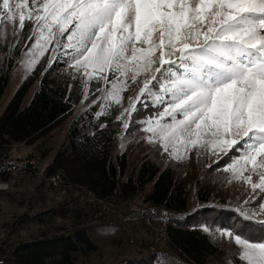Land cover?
Listing matches in <instances>:
<instances>
[{
    "label": "snow or ice",
    "instance_id": "obj_1",
    "mask_svg": "<svg viewBox=\"0 0 264 264\" xmlns=\"http://www.w3.org/2000/svg\"><path fill=\"white\" fill-rule=\"evenodd\" d=\"M6 24L25 36L26 66L33 50L43 56L54 44L53 60L64 57L86 88L110 86L96 88L106 97L129 74L133 82L148 74L117 117L123 127L133 113L164 105L142 123L165 151L210 136L223 155L237 153L225 171L239 169L264 192V0H0V33ZM241 215L245 222L225 232L241 260L264 264V203Z\"/></svg>",
    "mask_w": 264,
    "mask_h": 264
},
{
    "label": "trees",
    "instance_id": "obj_2",
    "mask_svg": "<svg viewBox=\"0 0 264 264\" xmlns=\"http://www.w3.org/2000/svg\"><path fill=\"white\" fill-rule=\"evenodd\" d=\"M9 35L8 44H0V99L12 64L26 50L25 43L20 42L25 40L23 34L18 39L11 30ZM26 43L31 47V42ZM67 65L64 57L57 60H53V56L48 60L43 57L19 83L0 113V159L10 157L15 144H35L66 120L78 105L84 82L77 77H60ZM92 83V89L99 87ZM97 109L94 105L85 113L87 117L81 116L70 124L44 175L48 178L59 174L64 186L71 191H81L93 202L139 196L144 209L142 221L152 219L153 215L162 219L159 234L166 249L157 247L111 264H209L210 257L247 264L233 251L224 256L210 233L201 230L204 225L208 229L231 230V226L244 223L237 209L239 203L217 204V195L200 190L196 183L186 189L180 162L166 159L158 147L144 154L127 173L126 153L112 154L123 123L109 113L96 117ZM140 115L133 113L131 120L137 121ZM49 153V150H41V158ZM229 156L233 157L231 153L225 157L229 159ZM226 159L220 156L210 164L218 169L227 163ZM85 205L94 209L93 220L99 219L96 214L101 208L95 206V209L91 202ZM71 212L73 219L69 227L39 228L4 251L0 256L2 264H77V256L97 252L99 247L90 237L89 227L84 225L86 214L80 208ZM43 215L36 214L29 220L42 225L46 221Z\"/></svg>",
    "mask_w": 264,
    "mask_h": 264
},
{
    "label": "rangeland",
    "instance_id": "obj_3",
    "mask_svg": "<svg viewBox=\"0 0 264 264\" xmlns=\"http://www.w3.org/2000/svg\"><path fill=\"white\" fill-rule=\"evenodd\" d=\"M42 2L43 0H39V3ZM29 7L31 8V3ZM11 30L12 26L6 24L4 31L0 33V44H8L11 39L9 35ZM52 47H54V44L49 46L48 51L43 56L39 55V49L33 50L30 59L35 60V63L30 67L25 64L26 59H29L26 56V50L22 51L10 69L9 81L0 99V113L19 83L32 72L39 60L43 57L48 60L53 56ZM1 58L2 54L0 53V61ZM147 75L142 72L137 77V81L133 82L130 78L131 74H129L126 81L117 82L116 91L109 97H106L103 91L97 92L96 89H92L91 83L97 84L92 81L88 88L84 86L78 105L66 120L35 144L14 145L10 154L11 157L33 160L37 166V172L33 174L19 172L8 175V178H0V181L2 180L7 184V188L0 189V256L12 244L27 235L36 233L39 228H54L59 225L69 227L73 219L71 210L74 208H80L86 214L84 215V225L89 227L88 233L99 247L97 252H91L85 257L77 256V264H111L125 256H137L146 252V250H153L157 247L166 249L159 234L162 219L153 215L152 219L142 221L141 216L144 209L141 208L139 196L127 200L114 197L106 202H93L90 196L81 191H71L69 187L63 184L53 185L44 175V169L63 143L68 128L73 121L81 116L87 117L85 113L94 105L98 106L95 113L96 117L102 115L101 113H109L117 118L122 110L128 107L129 98H133L138 94L139 88L143 86V80ZM63 76L68 79L80 78V74L69 64L65 67L64 74L60 75L62 78ZM98 86L110 89V86L102 84ZM121 88H123L122 91ZM86 92L88 93L87 99H85ZM117 99L120 100L119 103L114 102ZM141 99L155 102V97L142 96ZM93 101L97 102L94 103ZM137 108H141V105L137 104ZM163 108L164 105L150 108L143 112L140 115L141 118L137 121L130 120L128 129H125L122 125L120 132L117 134L112 154L114 156L126 153L128 157L127 173L144 154L158 147L165 154L166 159H176L180 162L183 169V178L186 181V189L189 190L192 184L196 183L200 190L211 191L213 195L216 194L217 204L231 201L239 203L237 209L240 212L258 211L259 204L264 203V199H261L264 192L259 189L253 191L251 185L243 181L239 169L236 172L232 170L225 171L227 166L232 163V158L237 156L236 152H232L231 156L233 157L230 158L229 156L228 159L220 152L219 147L212 142L210 136L202 137L195 146L191 144L185 146L179 141L168 143L167 151H165L160 136L144 131L146 125L142 121L146 117H155V114L162 112ZM170 119V117L165 118L167 122H170ZM149 138L152 142H149ZM41 150H49L50 153L43 159L41 158ZM174 151L175 155H173ZM206 155L215 158L224 156L228 161L222 164L221 168L215 169L210 164L215 158H207ZM247 167L250 168L251 165ZM247 174V171L243 173V175ZM253 182H259L258 176L253 177ZM87 202L94 203V208L95 206L101 208V211L96 214V216H100L99 219L93 220L94 209H89L88 205H85ZM36 214H44L43 216L46 219L44 224H37L35 221L29 220V217ZM205 228L207 227L204 225L201 230L205 231ZM225 230L230 229L214 228L205 232L210 233L213 241L222 248L224 256L231 255L229 251L237 254L240 246L234 243V237L230 238ZM221 232H225V234L222 236ZM217 260L218 258L210 257L208 262L209 264H233L230 258Z\"/></svg>",
    "mask_w": 264,
    "mask_h": 264
},
{
    "label": "built area",
    "instance_id": "obj_4",
    "mask_svg": "<svg viewBox=\"0 0 264 264\" xmlns=\"http://www.w3.org/2000/svg\"><path fill=\"white\" fill-rule=\"evenodd\" d=\"M29 173L33 174L37 172V166L33 160H23L14 157H7L0 159V178L8 176L15 173ZM53 185L62 184V178L59 174L52 175L50 177H45ZM7 188L6 182L0 181V189ZM0 264L2 260L0 259Z\"/></svg>",
    "mask_w": 264,
    "mask_h": 264
}]
</instances>
